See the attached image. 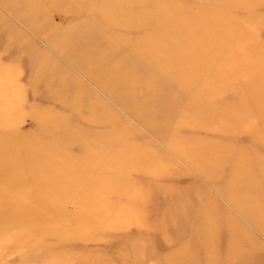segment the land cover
<instances>
[{
  "label": "rangeland",
  "instance_id": "374dc122",
  "mask_svg": "<svg viewBox=\"0 0 264 264\" xmlns=\"http://www.w3.org/2000/svg\"><path fill=\"white\" fill-rule=\"evenodd\" d=\"M262 210L264 0H0V264H264Z\"/></svg>",
  "mask_w": 264,
  "mask_h": 264
},
{
  "label": "bare ground",
  "instance_id": "6f19581e",
  "mask_svg": "<svg viewBox=\"0 0 264 264\" xmlns=\"http://www.w3.org/2000/svg\"><path fill=\"white\" fill-rule=\"evenodd\" d=\"M250 178V177H249ZM259 189H261V187H258ZM261 212V213H260ZM259 213H260V215L262 216V218H256V216L255 215H249V218L253 221V223L255 224V225H257L259 228H261L262 230H264V210H262V211H260ZM233 237V236H232ZM233 238H235V237H233ZM232 239V238H231ZM235 250H233L232 251V255H235V253L236 252H238V251H235ZM229 257H231V255L229 256Z\"/></svg>",
  "mask_w": 264,
  "mask_h": 264
}]
</instances>
